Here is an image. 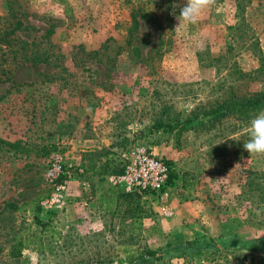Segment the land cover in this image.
Instances as JSON below:
<instances>
[{
    "label": "rangeland",
    "instance_id": "374dc122",
    "mask_svg": "<svg viewBox=\"0 0 264 264\" xmlns=\"http://www.w3.org/2000/svg\"><path fill=\"white\" fill-rule=\"evenodd\" d=\"M238 1L177 27L172 5L186 0H0V18L9 4L25 14L15 36L50 55L0 84V140L29 148L0 143V210L19 206L0 214V264H264V156L243 149L257 111L214 125L204 113L264 90V0ZM136 148L176 177L166 199L142 196L145 217L132 221L96 172ZM56 152L95 185L71 168L66 201L42 205ZM14 236L26 243L18 258ZM146 248L155 254L140 257Z\"/></svg>",
    "mask_w": 264,
    "mask_h": 264
},
{
    "label": "trees",
    "instance_id": "16d2710c",
    "mask_svg": "<svg viewBox=\"0 0 264 264\" xmlns=\"http://www.w3.org/2000/svg\"><path fill=\"white\" fill-rule=\"evenodd\" d=\"M241 1L239 0L238 3ZM11 4L12 2L9 1ZM6 11L4 17H1L2 22H0V84L10 81L12 78V74L14 69L24 63H32V64H39V63H49L50 55L44 51H39L35 49V43H30L25 40H20L15 33L17 30H20L23 27L22 18L25 14L20 11L19 6L18 8H14L10 6ZM13 4V3H12ZM149 14L143 12V16L146 17ZM51 33V28L47 30L46 35ZM32 45L31 47L29 45ZM29 46V47H28ZM264 109V90L255 92L249 96L243 97H235L232 96L228 99H225L217 104V106L211 108L210 110H204V113L211 114V120L213 125L215 123H219L224 116L233 114H238L240 117L249 118L250 114L253 111H260ZM168 127L167 124L162 122H157L154 124V130H160L162 128ZM0 143L6 145L9 151H12L15 154H23L28 151L29 148L22 145L20 140L11 142L6 140H0ZM49 153L48 149L42 148L38 155L44 156ZM167 164L170 167V173L168 178V185L173 184L174 179L176 177L175 171L172 167L171 161L166 160ZM124 164L122 166L116 165L114 168L110 170H99L96 172L99 176L105 174H118L123 171ZM90 169H86L81 173L86 177L88 184L91 188L95 185L91 180L88 179L84 172ZM106 175V176H107ZM117 195L116 199L113 202L114 210L121 214L122 217H129L132 221H139L140 219L144 218V209H143V202L141 201L143 193H139L137 191L125 192L121 187H116ZM49 191L46 192L44 195H38L32 201L35 203V212L38 214L42 211V207L40 205V200L44 196H48ZM19 206L14 202H7L4 204V207L0 210V214L4 211L10 209H18ZM37 215L36 222L42 223L40 220L41 218ZM14 240L11 243V250L10 256L13 258H18L22 254L23 248L26 247V243L23 239L19 236H14ZM142 254L147 255H154L155 252L146 248L143 250L142 253L138 254L140 257L143 256ZM130 261V260H129Z\"/></svg>",
    "mask_w": 264,
    "mask_h": 264
},
{
    "label": "built area",
    "instance_id": "2783aa9c",
    "mask_svg": "<svg viewBox=\"0 0 264 264\" xmlns=\"http://www.w3.org/2000/svg\"><path fill=\"white\" fill-rule=\"evenodd\" d=\"M46 168V177L52 184L53 190L42 205L64 203L72 174L71 168H76L79 174L83 173L84 169L77 164L64 162L63 156L57 152L48 157ZM169 173L170 167L165 159L146 148H136L129 155L123 171L110 174L107 180L111 185L121 187L125 192L143 193V198L151 195L166 199Z\"/></svg>",
    "mask_w": 264,
    "mask_h": 264
},
{
    "label": "clouds",
    "instance_id": "9594fccd",
    "mask_svg": "<svg viewBox=\"0 0 264 264\" xmlns=\"http://www.w3.org/2000/svg\"><path fill=\"white\" fill-rule=\"evenodd\" d=\"M214 4L215 0H186L182 7L174 3L172 14L176 15L175 9L180 8L179 14L176 15V19L179 21L177 27L196 24L202 13ZM245 135L247 139L244 140L243 149L250 155L264 156V109H261L250 119Z\"/></svg>",
    "mask_w": 264,
    "mask_h": 264
}]
</instances>
